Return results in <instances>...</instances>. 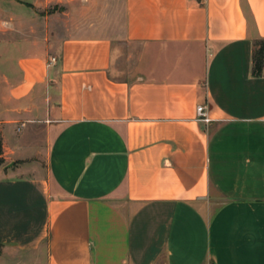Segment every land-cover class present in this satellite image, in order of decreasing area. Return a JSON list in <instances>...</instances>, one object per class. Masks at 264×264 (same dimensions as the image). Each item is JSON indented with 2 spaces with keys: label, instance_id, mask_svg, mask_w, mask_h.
Returning <instances> with one entry per match:
<instances>
[{
  "label": "crops",
  "instance_id": "obj_1",
  "mask_svg": "<svg viewBox=\"0 0 264 264\" xmlns=\"http://www.w3.org/2000/svg\"><path fill=\"white\" fill-rule=\"evenodd\" d=\"M82 1L0 0V264H264V0Z\"/></svg>",
  "mask_w": 264,
  "mask_h": 264
},
{
  "label": "rangeland",
  "instance_id": "obj_2",
  "mask_svg": "<svg viewBox=\"0 0 264 264\" xmlns=\"http://www.w3.org/2000/svg\"><path fill=\"white\" fill-rule=\"evenodd\" d=\"M82 4L89 3L87 0H84L82 1ZM106 8V0H96V2L92 4V7L87 11V14L90 15V20L95 28L98 30H104L101 35H108L117 39L119 36L123 35L126 26L124 7L122 6V3H120L119 7L115 9L106 10ZM107 12L111 15L109 23H106L107 20L105 19Z\"/></svg>",
  "mask_w": 264,
  "mask_h": 264
},
{
  "label": "trees",
  "instance_id": "obj_3",
  "mask_svg": "<svg viewBox=\"0 0 264 264\" xmlns=\"http://www.w3.org/2000/svg\"><path fill=\"white\" fill-rule=\"evenodd\" d=\"M253 74L257 77L262 75L264 67V43L257 42L253 55ZM4 164L2 138L0 136V165ZM1 254V245H0Z\"/></svg>",
  "mask_w": 264,
  "mask_h": 264
},
{
  "label": "built area",
  "instance_id": "obj_4",
  "mask_svg": "<svg viewBox=\"0 0 264 264\" xmlns=\"http://www.w3.org/2000/svg\"><path fill=\"white\" fill-rule=\"evenodd\" d=\"M55 62H56V58H52L50 63H55ZM196 121L201 122L206 125H209L211 123V119L208 116L206 105L202 104V105L197 106Z\"/></svg>",
  "mask_w": 264,
  "mask_h": 264
}]
</instances>
